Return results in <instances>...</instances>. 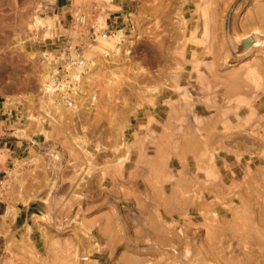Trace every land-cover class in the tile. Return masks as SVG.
I'll use <instances>...</instances> for the list:
<instances>
[{"label":"rangeland","instance_id":"1","mask_svg":"<svg viewBox=\"0 0 264 264\" xmlns=\"http://www.w3.org/2000/svg\"><path fill=\"white\" fill-rule=\"evenodd\" d=\"M231 1L0 0V264H264V0Z\"/></svg>","mask_w":264,"mask_h":264},{"label":"bare ground","instance_id":"2","mask_svg":"<svg viewBox=\"0 0 264 264\" xmlns=\"http://www.w3.org/2000/svg\"><path fill=\"white\" fill-rule=\"evenodd\" d=\"M210 2H211V0H209ZM233 1V0H232ZM231 1V2H232ZM213 2V1H212ZM236 2V1H235ZM209 3V2H208ZM240 3H242V2H240ZM200 4V3H199ZM199 4H197V5H199ZM233 4V3H232ZM240 5V4H239ZM200 6H202V4H200ZM233 7V6H232ZM202 8V7H201ZM231 8V7H230ZM198 10H199V8H198ZM239 10V9H238ZM157 11H159V9L157 10ZM206 11V10H205ZM204 11V12H205ZM259 15V14H258ZM185 21V20H184ZM182 27V26H181ZM183 28V27H182ZM260 28V27H259ZM195 29H197V28H195ZM254 29V28H253ZM263 29V28H262ZM187 30V29H186ZM206 30V29H205ZM184 31V30H183ZM206 31H208V30H206ZM196 32V31H195ZM252 32L253 31H251V34H249V35H245V37L244 38H240V37H237V39H238V41L239 42H244V41H250V39H251V37H254V41H253V43L250 45V47H248L246 50H244L243 52H241V54L242 55H246V54H249V53H251L253 50H255L256 48H258L259 46H264V32L261 30H259L258 28L255 30V34H252ZM181 34V33H180ZM193 34H194V32H193ZM192 34V35H193ZM205 34H207V33H205ZM184 35V34H183ZM182 35V36H183ZM181 36V37H182ZM180 37V38H181ZM184 37V36H183ZM185 37H187V36H185ZM194 38H195V36H193ZM197 38V37H196ZM195 38V39H196ZM201 38V37H200ZM125 40V35H123L122 33H121V31H120V33L118 34V35H116L115 37H110V38H106V39H104L103 40V42H104V46L107 48V49H113V50H115V51H121V48H119L118 47V43L119 44H122L123 45V41ZM203 40V39H202ZM196 41V40H195ZM199 41V40H198ZM198 41H196V42H198ZM186 42L184 41V44H185ZM201 43H203V42H201ZM122 48H123V46H122ZM107 49H103V52H108V50ZM206 49H208L209 50V48L207 47ZM203 51V50H202ZM205 52V51H204ZM205 56H203V58H204ZM198 62V61H197ZM200 62V61H199ZM200 64V63H199ZM94 65H96V64H94ZM91 67V66H90ZM129 66L127 65H124V68L123 69H127ZM198 67V66H197ZM89 68V67H88ZM85 69V68H84ZM84 69L83 68H78L77 70L75 69L73 72H72V74L73 75H77V76H79L80 75V78L82 79V82H83V80H85L86 78H90V77H92V75L94 74L93 73V70L92 69H90V71H86L87 69H85V71H86V74L84 75L83 73V71H84ZM95 69V68H94ZM83 74V75H82ZM48 83H47V85L49 84V86L51 87H49L48 86V88L50 89V96H49V94H48V97H49V101H50V103L52 104V106L54 107V110L56 109V112L57 111H59V112H61L62 114H64L65 115V113H67V112H70V111H76L75 110V108L76 107H78V106H76V103H78V102H80V100H81V97H79V96H75V100H76V103L74 104V103H72V105H69L68 103H67V101H66V93L65 92H57L54 88H55V86H53L54 84H53V80L51 79L52 77H51V74H49L48 75ZM88 78V79H89ZM84 83V82H83ZM58 112V113H59ZM61 114V115H62ZM62 117V116H61ZM63 117H65V116H63ZM23 134V133H22ZM248 137V136H247ZM249 137H252V136H249ZM223 139V138H222ZM246 140H247V138H246ZM252 140H254V139H252ZM257 140V139H256ZM245 143H246V141H245ZM250 142H248L247 141V143L246 144H249ZM252 143V142H251ZM250 143V144H251ZM249 144V145H250ZM259 145V144H258ZM220 146H221V144H220ZM245 146V145H244ZM259 147V146H258ZM245 148V147H244ZM253 148H255V145H254V147ZM220 149V148H219ZM250 149H252V148H250ZM249 150V149H248ZM253 150V149H252ZM256 150V149H255ZM255 150H253V151H255ZM244 151H246V150H244ZM211 159V158H210ZM240 166V165H239ZM232 167V166H231ZM246 168V167H245ZM229 170H231V169H229ZM247 171V170H246ZM250 172V171H249ZM233 173V172H232ZM236 173V172H235ZM234 173V174H235ZM247 176V175H246ZM263 176V175H262ZM264 179V178H263ZM238 180H242V179H238ZM253 182H256V181H253ZM238 184H240V183H238ZM245 184V183H244ZM247 185H248V183H247ZM236 186H237V184H236ZM249 186V185H248ZM254 186V188H255V185H253ZM253 186H251V187H253ZM263 186V185H262ZM238 187H239V185H238ZM242 187V186H241ZM250 187V186H249ZM240 188V187H239ZM241 189H243V188H241ZM248 189V188H247ZM252 189V188H251ZM257 189H259V188H257ZM250 190V189H249ZM263 190V189H262ZM258 192H259V190H257ZM264 191V190H263ZM262 194H263V192L262 191H260ZM260 193V194H261ZM261 194V195H262ZM257 195V194H256ZM255 195V196H256ZM260 195V196H261ZM199 196H201V195H199ZM262 196H264V195H262ZM199 198H201V197H199ZM248 198V197H247ZM261 198V197H260ZM264 199V198H263ZM259 200V199H258ZM263 203H264V201H262ZM242 203V202H241ZM240 203V204H241ZM199 204V203H198ZM247 204V203H246ZM259 204V203H258ZM256 205V204H255ZM260 205V204H259ZM264 204H262V206H263ZM244 206V205H243ZM252 206V205H251ZM11 207V208H10ZM10 207H8L7 208V211L5 212V214H3L2 216H4V217H11V216H14L15 215V212H16V208L12 205V206H10ZM206 207V206H205ZM240 207H241V205H240ZM246 207V206H245ZM248 207H250V203H249V205H248ZM264 207V206H263ZM246 209H248L247 207H246ZM250 209V208H249ZM248 209V210H249ZM207 210V209H206ZM240 210V209H239ZM245 210V209H244ZM243 210V211H244ZM203 211V210H202ZM210 211V210H209ZM246 212V211H245ZM249 213H251L250 212V210H249ZM252 213H253V211H252ZM239 215V214H238ZM240 216V215H239ZM246 216V215H245ZM237 217V216H236ZM235 217V218H236ZM246 219V218H245ZM234 220V219H233ZM236 220V219H235ZM261 220V219H260ZM244 221V220H243ZM257 221V220H256ZM218 223V222H217ZM238 223V222H237ZM244 223V222H243ZM246 223V222H245ZM258 223V222H257ZM216 224V223H215ZM247 225H248V222L246 223ZM216 225H219V224H216ZM240 225V224H239ZM250 225V224H249ZM248 225V226H249ZM220 226V225H219ZM223 226V225H222ZM244 227V226H243ZM250 227V226H249ZM255 227V226H254ZM211 228V227H210ZM220 228V227H219ZM28 229L30 230L31 229V226H28ZM215 229H217V227L215 228ZM211 230V229H210ZM221 230V229H220ZM219 230V231H220ZM256 230V229H255ZM260 230V229H259ZM258 230V231H259ZM217 231V230H216ZM223 231H221V233H222ZM249 232V231H248ZM251 232V231H250ZM257 232V231H256ZM264 232V231H263ZM212 233H214V232H212ZM242 233H243V231H242ZM253 233H255V232H253ZM260 233H261V230H260ZM259 233V234H260ZM238 234H239V232H238ZM238 234H236V236L235 237H238L239 235ZM264 234V233H263ZM219 235H220V233H219ZM217 236V235H216ZM221 236H222V234H221ZM262 236V235H261ZM212 237H214V236H212ZM222 237H224V236H222ZM249 236H247V238H248ZM259 237H260V235H259ZM217 238V237H216ZM245 238V237H244ZM254 238V237H253ZM252 238V239H253ZM261 238V237H260ZM263 238H264V236H263ZM220 239V238H219ZM245 240V239H244ZM256 240V239H255ZM263 240V239H262ZM211 241V240H210ZM209 241V242H210ZM223 241V240H222ZM248 241V240H247ZM257 241V240H256ZM263 242V241H262ZM262 242H257V244L256 245H258V243H261L262 244ZM208 243V242H207ZM243 243H245V242H243ZM256 243V242H255ZM210 244V243H209ZM212 245H213V247L217 244V243H211ZM212 245H210V246H212ZM254 245V244H253ZM262 245H264V244H262ZM209 246V245H208ZM209 246V247H210ZM217 246V245H216ZM231 246V245H230ZM244 246V245H243ZM213 247H211V248H213ZM221 247V246H220ZM252 247V246H251ZM219 249V248H218ZM221 249V248H220ZM224 248H222V251H224L223 250ZM213 250V249H212ZM217 250V249H216ZM253 251H255V250H253ZM252 251V253H254ZM262 255V254H261ZM183 256H185V255H183ZM224 256V255H223ZM249 256H251V255H249ZM248 256V257H249ZM253 256L254 255H252L251 257V259H254L253 258ZM185 257H187V256H185ZM263 257V256H262ZM179 258V257H178ZM188 258V257H187ZM192 258V257H191ZM197 258H199V257H197ZM234 258H236V257H234ZM201 259V258H200ZM250 259V260H251ZM248 260V259H247ZM193 261H196V260H193ZM202 261H204V259H202ZM240 261H241V259H240ZM248 262V261H247ZM195 263V262H194ZM193 263V264H194ZM225 263V262H224ZM245 263V262H244ZM179 264V263H178ZM180 264H183V261L180 263ZM186 264V263H185ZM230 264V263H229ZM236 264H238V263H236Z\"/></svg>","mask_w":264,"mask_h":264},{"label":"built area","instance_id":"3","mask_svg":"<svg viewBox=\"0 0 264 264\" xmlns=\"http://www.w3.org/2000/svg\"><path fill=\"white\" fill-rule=\"evenodd\" d=\"M80 20L82 22L87 21L86 15H82L80 17ZM131 20V19H130ZM128 25L130 24L129 18L127 20ZM115 28L112 29V27H108L102 32H99L97 30H94L92 32V37L96 40L97 37H109L112 34H115ZM122 31V30H120ZM72 49V46H71ZM71 51V52H70ZM69 52H66L65 55L63 56L62 63L63 65H60L57 67V69H54L51 73V79L53 80V86H55V90L58 92H65L66 93V101L69 105H72V103H76L75 96L81 97L80 102L76 103V106L80 105H87L90 103H93L95 99L97 98V94L95 93H90L86 94L85 91L83 90L82 87V80L80 78V75H74L73 79L70 80L69 74L66 72H73L75 69L77 70L78 68H85L86 69V60L84 58V55L82 53H79L78 51H72L70 50ZM62 68V70H60ZM60 71V72H58ZM85 71V70H84ZM83 71V72H84ZM64 72V73H62ZM64 74V75H63ZM65 76V77H64ZM73 80V81H72ZM81 82V83H80ZM90 95V96H87ZM94 100V101H93ZM2 183V181H0Z\"/></svg>","mask_w":264,"mask_h":264}]
</instances>
